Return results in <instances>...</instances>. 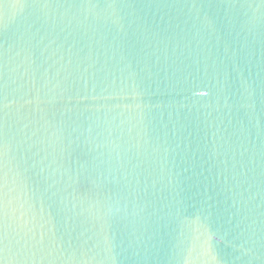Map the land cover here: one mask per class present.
<instances>
[{
	"label": "water",
	"instance_id": "obj_1",
	"mask_svg": "<svg viewBox=\"0 0 264 264\" xmlns=\"http://www.w3.org/2000/svg\"><path fill=\"white\" fill-rule=\"evenodd\" d=\"M0 264H264V0H0Z\"/></svg>",
	"mask_w": 264,
	"mask_h": 264
}]
</instances>
